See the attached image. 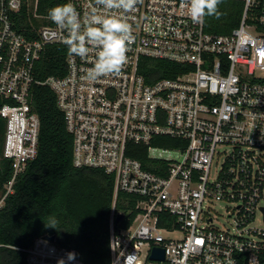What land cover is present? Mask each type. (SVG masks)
<instances>
[{"label": "built area", "instance_id": "1", "mask_svg": "<svg viewBox=\"0 0 264 264\" xmlns=\"http://www.w3.org/2000/svg\"><path fill=\"white\" fill-rule=\"evenodd\" d=\"M29 1L0 0L2 156L13 164L0 208L38 153L40 119L31 91L47 86L73 137L72 165L114 177L109 264H264V230L251 226L256 211L264 226V0H240L239 24L227 34L207 32L205 20L193 23L188 0H138L127 13L71 0L82 21L91 7L123 14L135 37L122 70L95 81L86 78L93 52L70 56L61 43L66 32L37 14L36 4L32 16L45 24L30 21L28 35L15 28ZM49 46L65 48V74L41 78L38 63ZM146 58L189 69L147 82ZM161 139L169 145H153ZM137 146L145 148L152 171L128 154ZM119 192L135 196L136 213L117 228L125 217L115 221ZM217 202L233 205L227 215L233 229L213 221ZM156 248L163 259L151 258ZM23 251L26 264H58L68 252L76 254L71 264H86L74 249L43 236Z\"/></svg>", "mask_w": 264, "mask_h": 264}, {"label": "trees", "instance_id": "2", "mask_svg": "<svg viewBox=\"0 0 264 264\" xmlns=\"http://www.w3.org/2000/svg\"><path fill=\"white\" fill-rule=\"evenodd\" d=\"M32 3L36 4L37 14L47 16L50 8L63 4L64 0H34ZM33 10L32 4L23 5L19 20H15V28L27 35L32 34ZM218 10L219 18L205 17V29L213 34H227L238 26L243 2L221 0ZM64 55L62 46L47 47L38 63L42 69L39 77L64 75ZM188 69L183 64L146 58L141 72L147 82H153L173 78ZM2 103L0 97V105ZM31 104L40 119L38 153L15 178L13 192L0 208V264H26L23 249L44 235H55L56 244L74 249L86 264H109L108 220L114 177L101 169L72 165L73 137L66 129L63 113L49 87L33 86ZM4 127L0 119V196L13 173L12 161L2 156ZM168 141L161 139L153 145L167 146ZM128 154L139 159L146 169L153 170L146 163L145 148L137 146L136 152ZM134 200L131 194L118 193L116 208L124 212L125 217L117 228L131 223L136 213ZM126 201L129 203L125 204ZM53 216L58 221L56 228L47 227L45 223Z\"/></svg>", "mask_w": 264, "mask_h": 264}, {"label": "clouds", "instance_id": "3", "mask_svg": "<svg viewBox=\"0 0 264 264\" xmlns=\"http://www.w3.org/2000/svg\"><path fill=\"white\" fill-rule=\"evenodd\" d=\"M98 6L106 10H122L127 13L133 10L138 0H96ZM221 0H188L187 15L193 23L203 24L205 17L219 18L218 5ZM50 21L66 32L61 43L66 46L70 56L87 58L94 54L93 66L87 71L86 78L97 80L106 74H118L127 62L126 53L134 41L131 26L126 17L107 14L91 7L87 18L81 20L80 13L71 0L50 8L47 12ZM58 221L53 216L45 225L56 228ZM76 254L68 252L66 258L58 264H71Z\"/></svg>", "mask_w": 264, "mask_h": 264}, {"label": "rangeland", "instance_id": "4", "mask_svg": "<svg viewBox=\"0 0 264 264\" xmlns=\"http://www.w3.org/2000/svg\"><path fill=\"white\" fill-rule=\"evenodd\" d=\"M34 0H30L29 4H32V6L35 8L33 5ZM35 25H44V20L42 19H37L34 18L33 20ZM233 205H226L225 202H217L215 205H213V214L212 216L214 217L213 221L220 227H229L230 229L234 228V222L232 218H228L227 215L231 211ZM252 227H254L257 230H264V226L262 223V218L261 214L259 212H255V220L251 224ZM179 236V233L173 234L172 237ZM258 236V235H257Z\"/></svg>", "mask_w": 264, "mask_h": 264}, {"label": "water", "instance_id": "5", "mask_svg": "<svg viewBox=\"0 0 264 264\" xmlns=\"http://www.w3.org/2000/svg\"><path fill=\"white\" fill-rule=\"evenodd\" d=\"M262 213H263V216H264V208H262ZM123 216H124V213L122 211H119L117 213V216H116V220L115 221L116 222H119L123 218ZM43 237L45 239H48L51 242H55V235H44ZM163 257H164L163 250L157 249V248L153 250V253L151 255V258L152 259H163Z\"/></svg>", "mask_w": 264, "mask_h": 264}, {"label": "snow or ice", "instance_id": "6", "mask_svg": "<svg viewBox=\"0 0 264 264\" xmlns=\"http://www.w3.org/2000/svg\"><path fill=\"white\" fill-rule=\"evenodd\" d=\"M198 243H200V242L198 241Z\"/></svg>", "mask_w": 264, "mask_h": 264}]
</instances>
